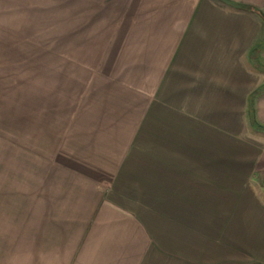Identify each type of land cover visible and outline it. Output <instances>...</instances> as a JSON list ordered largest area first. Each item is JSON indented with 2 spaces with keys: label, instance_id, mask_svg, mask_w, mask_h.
Returning a JSON list of instances; mask_svg holds the SVG:
<instances>
[{
  "label": "crops",
  "instance_id": "1",
  "mask_svg": "<svg viewBox=\"0 0 264 264\" xmlns=\"http://www.w3.org/2000/svg\"><path fill=\"white\" fill-rule=\"evenodd\" d=\"M0 264H264V0H0Z\"/></svg>",
  "mask_w": 264,
  "mask_h": 264
},
{
  "label": "trees",
  "instance_id": "2",
  "mask_svg": "<svg viewBox=\"0 0 264 264\" xmlns=\"http://www.w3.org/2000/svg\"><path fill=\"white\" fill-rule=\"evenodd\" d=\"M252 109H253V105H251V119H252V124L253 126H255V128H259L257 123H256V120L254 118V113L252 112Z\"/></svg>",
  "mask_w": 264,
  "mask_h": 264
}]
</instances>
